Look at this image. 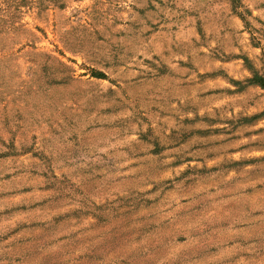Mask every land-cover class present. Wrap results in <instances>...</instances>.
<instances>
[{
  "label": "rangeland",
  "instance_id": "rangeland-1",
  "mask_svg": "<svg viewBox=\"0 0 264 264\" xmlns=\"http://www.w3.org/2000/svg\"><path fill=\"white\" fill-rule=\"evenodd\" d=\"M261 80L264 0H0V264H264Z\"/></svg>",
  "mask_w": 264,
  "mask_h": 264
},
{
  "label": "trees",
  "instance_id": "trees-1",
  "mask_svg": "<svg viewBox=\"0 0 264 264\" xmlns=\"http://www.w3.org/2000/svg\"><path fill=\"white\" fill-rule=\"evenodd\" d=\"M259 83H261V85L264 86V80H261V82H259Z\"/></svg>",
  "mask_w": 264,
  "mask_h": 264
}]
</instances>
